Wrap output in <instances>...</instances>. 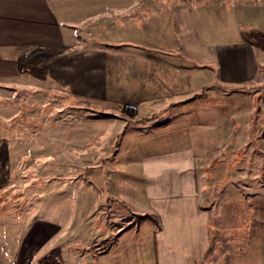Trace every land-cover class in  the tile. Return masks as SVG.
<instances>
[{
    "label": "crops",
    "instance_id": "crops-1",
    "mask_svg": "<svg viewBox=\"0 0 264 264\" xmlns=\"http://www.w3.org/2000/svg\"><path fill=\"white\" fill-rule=\"evenodd\" d=\"M247 29L264 33V0H0V264H264L263 184L204 162L232 143L225 90L264 84ZM178 77L188 84L170 93ZM104 112L173 137L78 201L66 162L88 157L105 124L87 115ZM130 168L139 178L121 185Z\"/></svg>",
    "mask_w": 264,
    "mask_h": 264
},
{
    "label": "rangeland",
    "instance_id": "rangeland-1",
    "mask_svg": "<svg viewBox=\"0 0 264 264\" xmlns=\"http://www.w3.org/2000/svg\"><path fill=\"white\" fill-rule=\"evenodd\" d=\"M162 0H159V3ZM248 33L245 35L249 40H252V42L255 45H258L259 48H264V33L255 30V29H247ZM262 50V49H261ZM261 53H263L261 51ZM194 67V66H193ZM191 68V67H190ZM196 73L194 74L193 79V85L196 87L198 84L205 85L207 82L211 81V78L209 74H202L200 75L199 69H195ZM169 75H171V71H169ZM174 77V76H169ZM178 82L175 80H171L172 83L168 84V91L172 93L171 91H174L176 89H182L186 88L187 86V78L184 81L182 79L177 78ZM205 85L206 88L203 90V96L201 98L207 99L210 98L211 100L214 99L213 96L218 91L219 88L217 85H211L208 86ZM226 94L224 98L226 99V109L223 108V113L219 112L217 120L220 122L224 121L225 115L229 113V123L232 124L231 130H230V140L232 143L231 145H228L225 147V142L223 140V137H220L219 140H216V145H218L216 148V153L212 156L207 158L204 162H206L209 166H212L214 163V159L216 158H223L225 157L228 161V166L230 167V171L227 173H236V172H244L248 173V182H258L260 180L261 184L264 186V175L261 178H256V176H253L254 173H264V84H261V82L256 83L255 85L245 87L240 90H225ZM44 101L41 102V105ZM65 103L60 104L61 106H72V103L68 100H64ZM214 103V102H213ZM219 104V102H215L213 105L216 107ZM105 105V104H104ZM204 106H209L208 103H205ZM254 106V107H253ZM210 107V106H209ZM262 108V110H259V114L257 113L256 108ZM93 109V108H92ZM90 109V110H92ZM126 110H128L131 113H136L138 108L136 106H132L130 104H127L125 106ZM253 109L252 111H250ZM227 111V112H226ZM247 115H243L244 112H249ZM68 118H79L78 115H73L69 117V113H66L65 115ZM96 115L88 114V120H92L94 123H98L100 120L104 121L105 126L102 127L101 132L98 130L97 138L93 137L92 141L89 143L88 149V157H82L79 159L78 155H73L72 160L69 162H66V170H69L70 173H73L72 183L71 186L75 187L76 189V198L78 201L84 200L85 197V190H90L93 193V196L99 195V193L96 195V187L98 188V179L101 181L99 177L96 178V176L102 175L104 178H107V180H111L112 175L115 174V170L118 169L119 164H122V169L127 168L124 166V164H138L139 161H141L145 156H152L157 153L163 152L167 150L168 147H166L164 144H160L161 142H164L165 139H169L173 137V130L169 129V126L165 125H157L156 127H153L156 124H152L149 126H142L143 124L133 123L130 120H126L121 116H118L114 113H107L104 112L103 114H98L97 116L99 118L95 117ZM205 116H210L206 114ZM76 120V119H72ZM215 116L212 115L209 117V122L214 123L217 121ZM121 122V124H120ZM249 122L251 125V137L250 140L247 141L245 144H241L244 139L248 136L247 132L244 127L240 126L244 123ZM177 125L179 123L177 122ZM133 126H136L134 129H131ZM208 126V125H205ZM218 131L216 133V136H219L222 134V130L220 127H218ZM214 137L215 136V130ZM226 130V134H227ZM249 134V133H248ZM242 135V136H241ZM98 147V148H97ZM225 147V148H223ZM95 150H100L99 158L103 159L104 163H102V168H99L97 166V162L95 161ZM128 150V152H127ZM222 150H227V152H222ZM91 151L93 153L91 154ZM221 151V155L219 156V152ZM218 152V153H217ZM126 154V155H125ZM161 154V153H160ZM125 155V156H124ZM94 158V159H91ZM124 159V160H123ZM122 161V162H121ZM135 164V166H136ZM63 163H59V168H62L63 170ZM227 166V168H228ZM137 167V166H136ZM130 172L131 175H135L134 178L127 179L126 173H120L123 174L125 178L121 181V185L125 186H133L136 182V178L138 177V169L132 170ZM229 169V168H228ZM59 170V169H58ZM104 172V173H103ZM107 172H113V173H107ZM123 172H125L123 170ZM136 172V173H134ZM74 173L79 175V178L76 179ZM103 173V174H101ZM244 180V179H243ZM242 180V181H243ZM116 181V180H115ZM132 181V183H131ZM227 181H229V186L232 184V178H227ZM75 182V184L73 183ZM240 182V179H239ZM239 182L237 185H240ZM243 183V182H242ZM139 185V183H136ZM254 185V184H250ZM249 185V186H250ZM256 185V184H255ZM244 186V185H242ZM138 188V187H137ZM65 195L59 194L57 195V200L63 199ZM90 196V195H88ZM68 197V196H65ZM126 205V204H125ZM136 216V217H134ZM140 216V215H139ZM133 215L131 217L134 218L133 224H139L142 220L141 216ZM137 224V225H138ZM26 230V227H25Z\"/></svg>",
    "mask_w": 264,
    "mask_h": 264
}]
</instances>
